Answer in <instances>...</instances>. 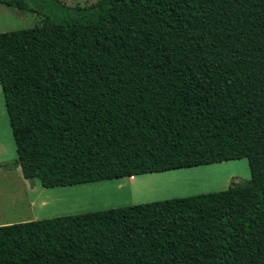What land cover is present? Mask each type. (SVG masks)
I'll list each match as a JSON object with an SVG mask.
<instances>
[{"label":"trees","instance_id":"obj_1","mask_svg":"<svg viewBox=\"0 0 264 264\" xmlns=\"http://www.w3.org/2000/svg\"><path fill=\"white\" fill-rule=\"evenodd\" d=\"M24 179L68 187L248 159L227 190L0 226V264H264V0H0Z\"/></svg>","mask_w":264,"mask_h":264},{"label":"rangeland","instance_id":"obj_2","mask_svg":"<svg viewBox=\"0 0 264 264\" xmlns=\"http://www.w3.org/2000/svg\"><path fill=\"white\" fill-rule=\"evenodd\" d=\"M59 1L76 7L99 0ZM41 8L40 13L29 12L0 3V33L30 29L40 25L46 16L59 15L52 4H42ZM17 158L0 86V226L214 193L251 180L248 159L244 158L64 188H44L38 178L24 179L21 170H16L18 167H1Z\"/></svg>","mask_w":264,"mask_h":264},{"label":"crops","instance_id":"obj_3","mask_svg":"<svg viewBox=\"0 0 264 264\" xmlns=\"http://www.w3.org/2000/svg\"><path fill=\"white\" fill-rule=\"evenodd\" d=\"M1 86V85H0ZM1 90H2V88H1ZM4 96V95H3ZM5 101V100H4ZM5 108H6V106H5ZM7 111V110H6ZM9 118V117H8ZM12 135H13V133H12ZM13 140H14V138H13ZM15 142V141H14ZM16 145V144H15ZM13 161V160H12ZM11 161V162H12ZM3 164H8V162H5V163H3ZM21 170V168L20 167H18V168H16V170ZM21 172H22V170H21ZM68 187H70V186H68ZM57 188H64V187H57Z\"/></svg>","mask_w":264,"mask_h":264},{"label":"bare ground","instance_id":"obj_4","mask_svg":"<svg viewBox=\"0 0 264 264\" xmlns=\"http://www.w3.org/2000/svg\"><path fill=\"white\" fill-rule=\"evenodd\" d=\"M129 178V177H128ZM131 180H132V178H131ZM133 191V190H132ZM133 197V196H132Z\"/></svg>","mask_w":264,"mask_h":264}]
</instances>
